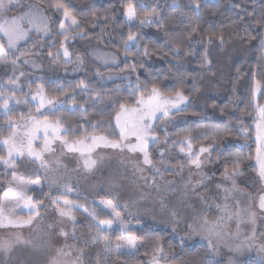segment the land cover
Wrapping results in <instances>:
<instances>
[{"label": "snow or ice", "instance_id": "1", "mask_svg": "<svg viewBox=\"0 0 264 264\" xmlns=\"http://www.w3.org/2000/svg\"><path fill=\"white\" fill-rule=\"evenodd\" d=\"M174 5L179 8L177 0H173ZM41 5H44L43 7ZM123 7L124 23L127 26V37L122 39L123 55L125 56V67L135 73L138 67H143V62L139 64L135 60L129 62L127 57L133 55L132 49L137 51L135 56H150L155 54L147 45H142L143 39L140 30L148 26L164 27V20L160 16V8L156 3H137L136 0H121ZM234 7L240 8L242 13L252 16V24H254L259 32L257 35H249L245 30L244 35L249 39L259 41V47L264 49V11L256 14L255 9L248 11L241 4ZM201 8L200 0H189L187 9L195 10L197 13ZM59 17V31L56 33L61 39L59 47L53 42L45 53L38 50L42 42V37L49 36L51 32V21L54 17ZM102 18L109 20L107 14L100 17L96 10L91 11V25L96 26V21ZM243 19L244 17L241 16ZM107 26V25H105ZM199 33V25H195L188 31L185 38L189 41L193 36ZM123 35V34H122ZM239 35V33L235 34ZM35 37V39H33ZM89 33L86 31L76 16L72 14L69 8L61 0H38L37 3H25L24 0H0V66H12L13 75L4 81H0V114L5 117L3 127H0V165L5 170L11 169V172L5 173V184L2 195H0V228H23L25 226H36L39 228L44 217L41 211L49 206L55 208L60 221H70L73 224V232L71 239L77 241L75 234L76 213L83 211L88 214V218L95 225L96 232L107 235L112 230L113 223L118 224L119 237L124 241L123 244H117L113 249L109 244H105L103 251L105 253L114 252L117 257L121 255H133L139 251L138 241L144 239L143 235H137L140 231L137 226L130 225L122 212H127L128 216H133L139 212V209L133 211V207L139 201L125 202L121 206L117 189L122 187L121 180L127 177L121 173L110 175L107 178V185L111 199H100L92 201V209L83 207L74 202L70 197L72 193L66 190L56 196H49L50 205H45L43 197L45 195L40 179H25L16 169L22 163L35 164L38 169L43 170L45 175L50 172L59 171L65 167L59 158L52 160L46 157V153H54L57 148L54 146L59 143L61 153L78 154V164L82 162V167L86 173H93L99 162L98 158L92 156V152L98 147L110 148L120 153H130L131 157L128 162L131 164L133 174L138 180H143L145 186L152 187L155 191L163 195L167 192L179 191L183 197L195 195L200 197L198 189L205 184L206 179L203 174V168L206 164L213 162L215 156L216 161H223L221 172L222 183H217L216 188L222 192L223 199L214 206L219 210L220 216L216 220H210L202 211H197L192 205L193 214L188 217H182L175 206L169 207L168 202L161 199L159 204L161 210L165 211L168 216V224L171 226L173 233L177 232L179 226L184 224V232L187 236H181V244L186 239L199 237L206 241V246L210 256L215 257L219 254L221 248L227 249L229 256L227 264H242L240 257L249 250H255L264 260V232L258 234L254 227L257 220V210L260 215H264V104L255 102L257 95L264 98V78L257 79L256 73H252V95L253 110L256 112L254 120L256 121V156L255 164L250 167L257 173L261 188L258 195L253 196L251 193L243 192L237 187V178L243 175L241 161L237 154V158L228 161L225 152L229 146L225 145L223 150H218L219 145L224 139V130L217 129L212 131L211 126L199 124L198 127L203 129L199 137L193 135L192 129H184L183 134H178L176 139H169L167 127L160 129L163 131L164 138L161 140L158 134V128L161 124L170 123L176 115L187 111L186 105L189 103V96L185 95L182 89L174 92L163 90L157 82H142L139 75L133 83L130 77L128 79L127 88L130 91L131 100L121 102L119 99L113 100L112 95L103 91H97L92 87L90 82L78 80L76 89L80 93H85L88 100L84 103L77 104V97L73 93L75 89L63 87L60 88V95L50 96L45 89L43 81L37 86L36 90L31 91L32 83L30 81L28 87L30 91L25 94V99L17 97L18 90L22 89L20 78L25 72L20 71L16 74V69L22 65H35V61L26 57L47 55L52 63L65 64H83V58L80 55L75 56V60L71 57L73 53L70 51L69 42L77 38L86 39ZM101 37H98L100 39ZM232 34L228 35V40L233 39ZM211 45L214 41H219V46L227 42L225 33H209L206 36L201 35L195 43L205 42ZM21 42H24L23 44ZM31 45V47H29ZM171 51L174 57H179L181 51L184 55H193L194 49L191 45L183 48L180 43L175 40L170 41ZM143 48L141 52L140 49ZM97 55L96 59L101 60L104 66H116L118 56L116 53H101L94 50ZM119 51V49H118ZM207 48L204 49V55L201 58V65L208 66L211 71V60L209 59ZM123 71L124 69H120ZM264 71V66H261ZM96 74L103 78V74L97 68ZM107 79H113L108 76ZM119 88V86H117ZM78 95V94H77ZM66 97L61 99L60 97ZM89 101L93 106L111 102L115 105L114 115L107 122L97 121L91 125V132L83 125L82 132L77 133L71 127H65V121L56 117L57 112H62L68 104L73 105V111H79L84 117H87L89 109L85 104ZM21 103L34 106L37 115L31 112L25 117L23 114L20 119L24 121L20 124L12 116L13 105ZM185 105V107H182ZM49 115L55 117L49 119ZM197 115V113H193ZM241 133H246L247 129L241 128ZM103 132V134H97ZM211 138L210 144H199L198 140ZM37 140L43 143L34 147ZM163 145L158 155L159 159H155L152 155L151 147ZM178 149L183 154L184 160L180 162V171L185 167L189 169V179L182 182L181 186L176 189L168 187L173 185V181H164L165 172L170 171L169 165L171 161L166 157H170L171 152ZM251 158V157H249ZM123 163V161H122ZM55 164V168H53ZM196 169V173L192 169ZM79 171V169H73ZM145 171L149 175H145ZM178 174V173H177ZM195 174L201 178L192 182L191 176ZM39 175V172H37ZM11 179H8V177ZM160 182H163V185ZM56 183L53 179L49 185ZM230 184V186H228ZM67 187V186H66ZM40 190V195L35 196L34 193ZM243 197V200L240 199ZM203 199L202 197H200ZM143 199V197H141ZM100 208L106 212L107 218H98L99 213L96 211ZM20 211H17V210ZM23 209L28 210L27 218L22 216ZM227 221H233L235 232L231 231ZM244 224L252 225L250 234H242L241 227ZM54 224H48L49 233L54 229ZM60 236L65 240L69 238V233L60 227ZM259 235V243L257 237ZM152 257L145 264H172L176 257H169L165 251L160 239L153 242ZM20 246L46 248L47 244L37 245L31 239H25L20 232H10L0 236V254L4 257H11V254ZM83 248L78 244H68L57 248L54 255L47 260V264H81ZM147 254V253H145ZM107 259V257H105ZM4 264V261H0ZM17 264H29L27 260L17 261ZM209 264H212L210 261Z\"/></svg>", "mask_w": 264, "mask_h": 264}, {"label": "trees", "instance_id": "2", "mask_svg": "<svg viewBox=\"0 0 264 264\" xmlns=\"http://www.w3.org/2000/svg\"><path fill=\"white\" fill-rule=\"evenodd\" d=\"M32 3H37L38 0H24ZM65 3L74 16L77 17L79 22L85 26L86 31L89 33V37L86 39H75L70 45V51L80 54L84 59V71L73 77L64 76H52L50 74L31 71L22 65L17 68L16 74L20 71L25 72V75L20 78L22 89L18 90L17 97L25 99L30 89L28 84L30 81H35L31 85V91H35L37 86L43 81L46 92L50 96L60 95V88L75 89L73 93L77 97V104L84 103L88 100V96L85 93H80L79 89H76V83L78 80H85L90 82L92 87L97 91H103L112 95L113 100L119 99L121 102L131 100V94L125 83H110L108 85L99 84L96 79V71L99 68L100 72L104 75L107 73H130L134 82L137 75H139L142 82L154 81L157 82L160 87L171 93L177 89H182L185 95L189 96V103L187 104V111L183 112L178 117L186 118L185 122H182L169 132L170 139H176L178 134H183L184 129H192L193 135L199 137L203 129L198 127L199 124L209 125L211 128L209 132L216 131L217 129L224 130V139L217 145L218 150H223L228 142V151L225 155L229 162L237 158V154L241 161V167L245 171L250 163L255 158L256 145L254 141V120L255 111L253 110V95L252 73H256V78H264V71H261V66H264V49H261L258 39L252 40L248 36H245V30L249 35H257L259 29L252 24L253 17L247 16L242 13L240 8L234 7L236 4H241L243 8L248 11L255 9L256 14H260L264 11V0H200L201 8L197 13L195 10L189 11L187 5L189 0H177L179 8H177L173 0H161L160 2H151L149 0H136L137 3H156L160 8V16L164 20V27H157L155 25L156 34H147L144 29L151 26L144 27L140 30V34L143 39L142 45H147L150 50L155 54L144 57H137L134 53L137 51L132 49L133 55H129L127 60L129 62L135 60L137 64L143 62V67H138L136 72H131L125 67L124 60L118 63L116 66L95 67L93 62L87 53V47L91 44L97 45L108 51L114 52L117 55H123L122 39L127 37V26L124 23L123 7L121 6V0H61ZM42 7L44 5H41ZM96 10L100 17L107 14L109 20L105 21L102 18L96 21V26L91 25V11ZM241 16L244 18L242 19ZM59 17H54L51 21L50 35L42 39L38 50L41 53H45L49 46L56 42V47H59V40L61 39L56 33L59 31L58 27ZM107 25V26H105ZM195 25H199V33L193 36L189 41L185 38V35ZM225 33L226 43L223 47L233 44L241 43L248 48L249 54L244 60L235 61L231 67V73L229 76V83L226 90L225 97L220 100H210L208 105L217 114V118L205 114L202 110L195 107V102L200 96L203 90L202 77L207 71L206 66L201 65V58L204 55V49L207 48L209 53V46L206 41L198 43L194 57L191 59L190 55H184L183 51L179 57H174L171 51L170 41L175 40L180 43L183 48H187L191 45V42H195L201 35L206 36L209 33ZM239 33V35H235ZM123 34V35H122ZM232 34L233 39L228 40V35ZM98 37H101L98 39ZM35 39V37H33ZM215 43L219 41H214ZM193 45V44H192ZM31 47V45H29ZM119 49V51H118ZM143 51V48L140 49ZM44 55V54H42ZM47 57V55H44ZM33 57V56H31ZM30 58V57H26ZM48 58V57H47ZM209 55V59H210ZM61 66L65 64L61 61L57 63ZM124 69L121 71L120 69ZM13 75L12 66H0V81L6 80ZM119 86V88L117 87ZM78 94V95H77ZM61 99L66 97L61 96ZM255 102L264 104V98L257 95ZM12 116L15 120H21L20 117L23 114L25 117L29 112L32 115H37L35 108L32 105L21 103L19 105H13ZM85 107L89 109L87 117L80 114L79 111H73V105L68 104L66 109L62 112H57L56 117L65 121V127H71L77 133L82 132L83 125L91 132V125L97 121L107 122L112 118L115 111V105L111 102H107L101 105L93 106L89 101L85 104ZM197 113V115H193ZM55 117L49 115V119ZM5 117L0 114V127L4 125ZM241 125L247 129L244 133L247 135L248 145L246 147L234 144L235 141L240 142L242 139ZM97 134H103L98 132ZM158 134L162 139L164 134L158 130ZM211 138L198 140L199 144H210ZM152 155L155 158V146L151 147ZM2 154V153H0ZM251 157V158H249ZM223 161H216L213 157L212 165L216 169V174L221 175ZM9 179V177H8ZM5 174L0 172V194L4 189ZM35 196L40 195V191L37 190L34 193ZM56 196V195H50ZM74 202L78 203L81 208L88 207L92 209V200L86 197H70ZM49 197L46 194L43 197V201H46ZM99 213L98 218H107L106 212L97 208ZM75 234L78 237L77 241L71 240V244H78L83 248V255L81 257L83 264H145L152 257L153 241L160 239L168 256L176 257V260L172 264H224L223 262H214L210 256L207 247L204 245H182L175 238L171 236L169 231L164 229H155L149 225H143L139 228L137 235H143L144 239L139 242V251L133 255H121L117 257L115 254H106L103 249L105 244L113 246L117 241L120 233L117 230L108 232L107 235H102L95 230V225L88 218V214L80 211L76 214ZM73 232V227H72ZM147 253V254H145ZM107 257V259H105ZM243 264H259L253 258L246 260Z\"/></svg>", "mask_w": 264, "mask_h": 264}, {"label": "rangeland", "instance_id": "3", "mask_svg": "<svg viewBox=\"0 0 264 264\" xmlns=\"http://www.w3.org/2000/svg\"><path fill=\"white\" fill-rule=\"evenodd\" d=\"M149 1L160 2L161 0ZM24 2L28 3L29 1ZM144 32L147 34H156L154 26L144 29ZM47 37H42V39H45ZM73 41H70L69 44H71ZM21 43L23 44L24 42ZM198 45V43L191 42V46L194 49V54L190 55L191 59L194 57ZM94 50H99L101 53L114 52L108 51L94 44H91L87 47V53L90 57V60L93 62V66L95 67V69L99 66L105 67L101 60L96 59L97 53ZM72 53L73 56L71 58L73 60H75L76 55H80L78 53ZM209 54L211 57V71H209L208 66H206L207 71L202 77L203 90L200 96L198 97L197 101L195 102V107L202 110L205 114H209L210 116L217 118V114L214 112V110L209 107L208 103L210 100L220 101L225 97L233 63L238 60H245L249 54V51L248 48L243 46L241 43H233L225 47H220L219 42H213L209 46ZM117 56V64L125 59V56ZM28 59L35 61V65H25L27 69L31 71L50 74L55 77H73L84 71V63L79 65L76 63H72L65 66H61L57 63H52L49 58L44 55L33 56ZM108 76H112L113 79H107ZM95 77L101 85H108L110 83L119 82L128 85V79H123L124 77H130V79L134 83V80L132 79V75L130 73H107L103 75V78L96 74ZM182 107H185V105H182ZM255 116L256 113L254 117ZM185 121L186 118L175 116L170 123H167L166 125L161 124L158 130L163 134V131H161L160 129L166 126L168 132H170L173 128ZM18 122L20 124L24 123L23 120H19ZM253 125L255 133L254 141L257 148V133L255 120ZM241 128H244V126L241 125ZM241 135V141H235L234 144L246 147L248 145L247 135L244 133H241ZM163 138L161 140H163ZM42 143V140H37L34 143V147ZM229 144H233V142H228L226 145ZM54 146L57 148L56 152L46 153L45 155L50 160H52L54 157L59 158L61 163L65 166L60 168L59 171H53L50 172L48 175H45L43 170L38 169L37 165L29 163H22L16 169V171L25 179H40L41 184L43 186V191L47 197H49L50 195H58L68 190L72 193L71 197H86L92 201L97 202L100 199H111L112 197L109 193L107 178L110 175L121 173L127 177V179L121 180L120 183L122 184V187L117 189L121 206L125 202L139 201L133 207V211H135V209L137 208L139 209V212L137 214L133 216H128L127 212H122V217H124L126 221L133 226L141 227L143 225H149L155 229L167 230L169 231L171 236L175 238L180 244V237L187 236V233L184 232V224L182 223L179 226L176 233L172 232L171 226L168 224L169 216L165 211L161 210L160 208L159 202L161 199L167 201L169 207L175 206L182 217H188L193 214V208L191 207L192 205L195 206L197 211L204 212V214L207 215L210 220H216L220 216L219 210L214 205L222 201L223 194L216 188L215 185L217 183H222L223 181L221 175L218 176L216 174V169L213 167L212 163L206 164L202 170L205 177H210V179H206L205 184L201 185L198 189L200 197H202L203 199L195 195L183 197L180 195L179 191L167 192L163 195H160L152 187L145 186L144 181L138 180L137 176L133 174L131 164L128 162V158L132 156V154L130 153H120L117 150H113L110 148L98 147L95 149L94 152H92V156L94 158H98L99 160L97 167L93 171V173H86L82 167V162L79 164L77 162L78 154L68 153L66 151L61 153L58 142ZM162 147V144L155 146V159L157 160L159 159L158 153ZM166 158L169 159L171 163L169 165L170 171L165 172L164 174V181H173L174 184L168 187L178 189L181 186L182 182L187 181L189 179V169L185 167L183 171H180L179 164L184 160V157L183 154L179 153L178 149L172 151L170 157ZM254 164L255 158L253 162L250 163V165ZM250 165L245 171H243V175L237 178V187L243 192L251 193L253 196H256L260 192L261 184L257 173L250 167ZM53 168H55V164H53ZM73 169H79V171H73ZM11 171V169L5 170L3 166L0 165V172L5 174L6 172ZM196 171V169H192L193 173H196ZM37 172H39V175H37ZM144 174L149 175L147 171H145ZM200 178V176L195 174L191 176V180L193 183H195V181ZM9 179H11L10 176ZM53 179L56 180V183L51 184L50 186L49 182ZM160 183L162 184V186H165L163 185V182ZM228 186H230V184ZM2 193L3 191L0 195H2ZM141 197H143V199H141ZM240 199L243 200V197H240ZM44 204L50 205V199L44 201ZM17 211L20 210L18 209ZM257 213V220L254 227L256 228L259 234L260 232H264V215H260L258 210ZM21 214L24 218H27L28 210L23 209ZM41 216L44 217L43 221H41L39 225V228L42 231L38 232L36 230L35 225L33 227L25 226L23 228H0V236L10 232H20L25 239H31L37 245L46 243L47 247H38L36 249H33L32 247L20 246L14 250L10 258L4 257L2 254H0V261H4V264H17V261L20 260H27L29 264H47V260L51 255L55 254L57 248L63 247L66 242L68 244H71V234L73 227L72 222L65 221L63 224L57 223L61 220V218L59 217L55 208L52 206H49L46 209L42 210ZM48 224L55 225L51 233H49L47 230ZM227 224L231 228V231L234 233V222L227 221ZM60 227H63L69 233V238L67 239V241L64 237L58 234ZM252 227V225L248 224L242 225V234H250ZM113 230L119 231L117 223H113L112 230H110L109 232ZM256 242H260L259 235L257 237ZM123 243L124 241L120 239L113 246L110 245V247L114 249L117 244ZM182 245H204L205 247H207L206 241H203L199 237L186 239ZM106 254L108 255L115 253L110 252ZM228 256L229 253L227 249L221 248L217 256H210V258L214 262L219 261L223 262L224 264H227ZM251 258L256 260L259 264H264V260H262L261 255L255 250L246 251L240 257V260L243 264L246 260H249ZM81 264H83L82 259Z\"/></svg>", "mask_w": 264, "mask_h": 264}]
</instances>
